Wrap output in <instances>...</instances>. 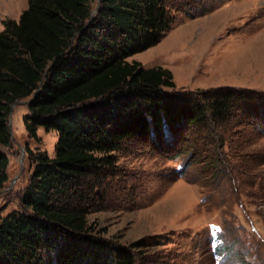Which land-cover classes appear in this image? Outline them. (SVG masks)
Returning <instances> with one entry per match:
<instances>
[{
	"label": "trees",
	"instance_id": "trees-1",
	"mask_svg": "<svg viewBox=\"0 0 264 264\" xmlns=\"http://www.w3.org/2000/svg\"><path fill=\"white\" fill-rule=\"evenodd\" d=\"M203 4L28 0L18 22H4L0 191L8 182L9 158L2 148L12 143L13 105L30 100L24 120L30 138L38 139L43 128L56 132L59 142L54 158L32 153L35 169L19 209L0 216V264H139L142 251L157 244L122 245L96 233L88 220L105 199L109 178L119 175V155L138 145L161 157L184 159L180 176L203 163L218 186L243 170L242 161L236 158L233 167L226 159V133L237 125L264 137L263 93L175 91L169 70L128 61L157 46L177 13L192 19L208 14ZM260 109L263 114L253 118ZM236 116L241 121L235 122ZM201 142L212 150H203ZM234 249L235 243L219 246L218 253L232 256Z\"/></svg>",
	"mask_w": 264,
	"mask_h": 264
},
{
	"label": "rangeland",
	"instance_id": "rangeland-1",
	"mask_svg": "<svg viewBox=\"0 0 264 264\" xmlns=\"http://www.w3.org/2000/svg\"><path fill=\"white\" fill-rule=\"evenodd\" d=\"M201 1L203 6L209 2ZM207 5L210 11L201 17L177 13L157 46L128 61L169 70L175 91L234 88L264 94V0H211ZM27 7L28 0H0V32L4 22H18ZM29 102L13 105L9 118L12 143L2 148L9 167L0 191L1 217L20 207L35 169L32 153L54 158L59 142L56 132L43 128L38 139L30 138L24 121ZM262 111L252 117L259 119ZM226 134V159L233 167L242 161L243 170L231 172L219 186L203 163L180 176L184 159L161 157L139 145L124 151L119 175L109 178L105 199L89 214V224L122 245L157 244L142 251L139 264H264V137L237 125ZM201 143L203 150H212ZM232 243V256L218 253L219 246Z\"/></svg>",
	"mask_w": 264,
	"mask_h": 264
},
{
	"label": "water",
	"instance_id": "water-1",
	"mask_svg": "<svg viewBox=\"0 0 264 264\" xmlns=\"http://www.w3.org/2000/svg\"><path fill=\"white\" fill-rule=\"evenodd\" d=\"M97 11L94 12V15L96 14ZM18 103H16L14 106H16Z\"/></svg>",
	"mask_w": 264,
	"mask_h": 264
}]
</instances>
